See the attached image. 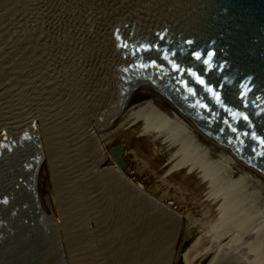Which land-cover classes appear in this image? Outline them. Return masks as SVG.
Masks as SVG:
<instances>
[{
  "label": "water",
  "instance_id": "obj_1",
  "mask_svg": "<svg viewBox=\"0 0 264 264\" xmlns=\"http://www.w3.org/2000/svg\"><path fill=\"white\" fill-rule=\"evenodd\" d=\"M36 120L75 121L44 150ZM134 128L264 214V0H0V264H175L183 215L100 139Z\"/></svg>",
  "mask_w": 264,
  "mask_h": 264
},
{
  "label": "rangeland",
  "instance_id": "obj_2",
  "mask_svg": "<svg viewBox=\"0 0 264 264\" xmlns=\"http://www.w3.org/2000/svg\"><path fill=\"white\" fill-rule=\"evenodd\" d=\"M103 144L107 150L114 146H124V159L127 164L125 174L149 194L183 215V234L175 264H200L206 253L204 255L197 253L196 249L202 236L206 233L213 234L215 237L222 236V244H229L236 240L234 243L237 242L240 245V239L237 240L239 231H242L240 227H245L253 219L256 220L252 223L255 222L257 225L258 215L243 213L245 217L239 215L233 217V214L228 213L227 207L221 206L171 173L149 155L138 128L122 130L116 133L111 140L103 141ZM111 164L114 165V162ZM252 215H255L256 218ZM245 218H247V223ZM240 223H242L241 226ZM236 224L237 226H234ZM209 251L212 249L206 252Z\"/></svg>",
  "mask_w": 264,
  "mask_h": 264
},
{
  "label": "bare ground",
  "instance_id": "obj_3",
  "mask_svg": "<svg viewBox=\"0 0 264 264\" xmlns=\"http://www.w3.org/2000/svg\"><path fill=\"white\" fill-rule=\"evenodd\" d=\"M74 121L75 120H36L35 125L38 128L43 149H44L45 143L47 145L49 143L51 149L56 148L58 142L60 141V139L62 137L61 129H59L60 126H65V127L71 126ZM114 135H116V134H114ZM114 135L107 136V137H101L100 136V139L102 142L108 141V140H111L114 137ZM108 162H109V165L113 162L111 157H110V161H108ZM227 209H229L228 210L229 214H231V215L233 214V217L236 215L237 216L238 215L244 216L243 213H245V214L247 213V212L231 209L228 207H227ZM222 214H223V212H222ZM247 214H250V213H247ZM225 215H226V213H225ZM252 217L256 218L255 215H252ZM249 218H251V217H249ZM235 219L237 221L236 217H235ZM242 220H244V219H242ZM254 220H256V219H253V221ZM257 220H258V223L256 221V223H257V225H256L255 222L252 223L253 221L251 223H247V218H245L247 225L245 224L246 226L245 227L243 226L244 228L241 226L243 223V221H241L242 223H240V226H241L240 228H242V231H239L240 234L238 235V238H237V240L240 239V241L242 242V244H240V247H238L237 250L240 253V255L244 256L249 261L250 264H264V214L258 215ZM226 222H227V219H226ZM249 222H250V220H249ZM259 223L260 224L262 223V224L258 225ZM227 224H228V222H227ZM237 224L234 226H237ZM236 228H234V229L236 230ZM235 233H237V232H235ZM205 236H207L208 238L212 237L211 235L206 233L202 236V238H205ZM234 242H233V244L239 246L237 244V242L236 243H234ZM216 243H219V242L216 241ZM230 254L232 257H235V259L238 262H239V260H241V258L239 257V255L235 251L230 250ZM211 259L212 258L203 261L202 264H209ZM247 260L242 258V264H249L247 262ZM227 264H234V261L232 259H230L227 262Z\"/></svg>",
  "mask_w": 264,
  "mask_h": 264
},
{
  "label": "flooded vegetation",
  "instance_id": "obj_4",
  "mask_svg": "<svg viewBox=\"0 0 264 264\" xmlns=\"http://www.w3.org/2000/svg\"><path fill=\"white\" fill-rule=\"evenodd\" d=\"M211 236H212L211 238L210 237L208 238L207 236H205V238H202L200 240L199 246H197V249H196L197 253H200L203 255L204 253H206L202 262L207 259L212 258L209 264H227V262L230 259L234 261V264H242V258L247 260L244 256L240 255V253L237 250V248L240 247V245L237 246L235 244H232L234 241L230 242L229 244H222V240H223L222 236L215 237L213 234ZM216 241H218L219 243H216ZM239 243L242 244V242H239ZM210 249H212V251L206 252L207 250H210ZM230 250L235 251L239 255V257L241 258L239 262L235 259V257L231 256ZM247 262L249 263L248 260Z\"/></svg>",
  "mask_w": 264,
  "mask_h": 264
}]
</instances>
